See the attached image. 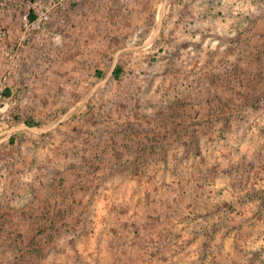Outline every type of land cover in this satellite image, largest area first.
Masks as SVG:
<instances>
[{"label": "rangeland", "instance_id": "374dc122", "mask_svg": "<svg viewBox=\"0 0 264 264\" xmlns=\"http://www.w3.org/2000/svg\"><path fill=\"white\" fill-rule=\"evenodd\" d=\"M35 1L0 13V264H264V0Z\"/></svg>", "mask_w": 264, "mask_h": 264}, {"label": "built area", "instance_id": "2783aa9c", "mask_svg": "<svg viewBox=\"0 0 264 264\" xmlns=\"http://www.w3.org/2000/svg\"><path fill=\"white\" fill-rule=\"evenodd\" d=\"M61 1V0H57ZM52 2V1H51ZM14 4L13 0H0V13L7 8H10ZM50 0H45L44 4L41 2L35 1L33 6L30 8L29 12H33L36 16L35 20L31 21L29 15H25L23 18V24L26 29H29L31 25L38 24L40 27L41 24L47 22L50 18ZM8 36V30L0 27V43ZM10 73L1 74L0 73V126L7 123V120L10 117L8 113V102L9 98L7 97L6 91L8 87V79Z\"/></svg>", "mask_w": 264, "mask_h": 264}, {"label": "crops", "instance_id": "0c3cea01", "mask_svg": "<svg viewBox=\"0 0 264 264\" xmlns=\"http://www.w3.org/2000/svg\"><path fill=\"white\" fill-rule=\"evenodd\" d=\"M10 18L12 19L13 16H12V17L8 16V18H7L6 20H4V22L9 23V25L12 24V23H14V21L10 20ZM8 19H9V20H8Z\"/></svg>", "mask_w": 264, "mask_h": 264}, {"label": "trees", "instance_id": "16d2710c", "mask_svg": "<svg viewBox=\"0 0 264 264\" xmlns=\"http://www.w3.org/2000/svg\"><path fill=\"white\" fill-rule=\"evenodd\" d=\"M118 70V69H117ZM116 73H117V71H116Z\"/></svg>", "mask_w": 264, "mask_h": 264}]
</instances>
